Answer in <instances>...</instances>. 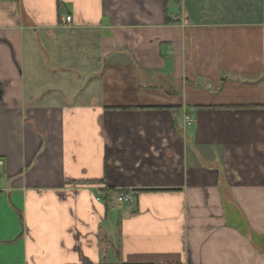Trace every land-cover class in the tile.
Here are the masks:
<instances>
[{
    "label": "crops",
    "instance_id": "1",
    "mask_svg": "<svg viewBox=\"0 0 264 264\" xmlns=\"http://www.w3.org/2000/svg\"><path fill=\"white\" fill-rule=\"evenodd\" d=\"M0 159V264H264V0H0Z\"/></svg>",
    "mask_w": 264,
    "mask_h": 264
},
{
    "label": "built area",
    "instance_id": "2",
    "mask_svg": "<svg viewBox=\"0 0 264 264\" xmlns=\"http://www.w3.org/2000/svg\"><path fill=\"white\" fill-rule=\"evenodd\" d=\"M70 20H71V17L67 16L65 18V23L69 24ZM191 123H192V120L187 118L186 119V125L189 126V125H191ZM3 164H4L3 160L0 159V177H1V169L3 168ZM95 201L100 202L101 201V195H98L95 198ZM133 201H134V197L132 195H121V196L117 197V202L119 204H121V203L131 204V203H133Z\"/></svg>",
    "mask_w": 264,
    "mask_h": 264
},
{
    "label": "trees",
    "instance_id": "3",
    "mask_svg": "<svg viewBox=\"0 0 264 264\" xmlns=\"http://www.w3.org/2000/svg\"><path fill=\"white\" fill-rule=\"evenodd\" d=\"M165 22H166V23H168V22H170V21H169V19H168V18H165Z\"/></svg>",
    "mask_w": 264,
    "mask_h": 264
}]
</instances>
